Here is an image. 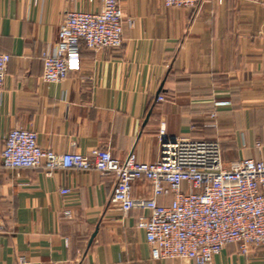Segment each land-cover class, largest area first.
<instances>
[{
  "label": "crops",
  "instance_id": "crops-1",
  "mask_svg": "<svg viewBox=\"0 0 264 264\" xmlns=\"http://www.w3.org/2000/svg\"><path fill=\"white\" fill-rule=\"evenodd\" d=\"M263 1L202 0L186 8L119 0L122 46H82L79 70L44 82L41 55L55 50L64 11H98L101 0H0V52L10 55L0 88V151L7 132L21 127L56 152L106 147L149 162L158 157L163 123L170 137L217 140L225 162L264 158L256 147L264 144ZM113 185L111 174L95 169L47 175L0 165V264H193L152 259L137 226L147 211L109 205ZM131 192L149 197L150 185L137 180ZM171 200L157 197L163 205ZM212 264H264V244L243 254L230 242Z\"/></svg>",
  "mask_w": 264,
  "mask_h": 264
},
{
  "label": "built area",
  "instance_id": "built-area-1",
  "mask_svg": "<svg viewBox=\"0 0 264 264\" xmlns=\"http://www.w3.org/2000/svg\"><path fill=\"white\" fill-rule=\"evenodd\" d=\"M202 0H162L166 7H196ZM221 1V0H219ZM264 2V1H263ZM98 11L65 10L56 47L43 52L44 82H57L81 66V49L119 48L123 42V13L119 0H101ZM10 55L0 52V88ZM162 101L164 97L158 95ZM216 100L215 106L229 104ZM215 116V113L211 114ZM159 154L154 161H140L133 151L115 157L109 148L86 153L56 152L37 143L34 130L11 128L4 137L0 165L4 168H42L47 175L58 168L95 169L114 178L109 205L122 213L133 208L147 211L137 226L145 232L152 259H185L212 264L226 244L237 242L243 254L264 244V158H222L215 139L167 136L158 128ZM264 152V144L256 142ZM146 180L149 197L133 196L132 184ZM62 191H69L64 188ZM171 194L169 205L157 197ZM70 215L67 210L64 212ZM5 227L0 217V231Z\"/></svg>",
  "mask_w": 264,
  "mask_h": 264
},
{
  "label": "water",
  "instance_id": "water-1",
  "mask_svg": "<svg viewBox=\"0 0 264 264\" xmlns=\"http://www.w3.org/2000/svg\"><path fill=\"white\" fill-rule=\"evenodd\" d=\"M93 235H94V234H93ZM93 235H92V237H93ZM91 240H92V238H91ZM91 240H90V241H91Z\"/></svg>",
  "mask_w": 264,
  "mask_h": 264
}]
</instances>
